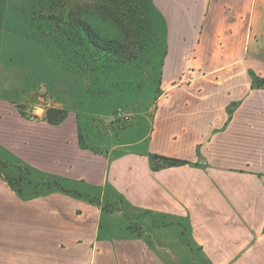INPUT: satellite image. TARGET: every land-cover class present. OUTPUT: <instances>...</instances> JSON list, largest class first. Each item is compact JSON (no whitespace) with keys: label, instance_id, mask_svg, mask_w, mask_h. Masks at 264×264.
Listing matches in <instances>:
<instances>
[{"label":"crops","instance_id":"1","mask_svg":"<svg viewBox=\"0 0 264 264\" xmlns=\"http://www.w3.org/2000/svg\"><path fill=\"white\" fill-rule=\"evenodd\" d=\"M141 1L159 80L103 152L0 85V264H264V0Z\"/></svg>","mask_w":264,"mask_h":264},{"label":"trees","instance_id":"2","mask_svg":"<svg viewBox=\"0 0 264 264\" xmlns=\"http://www.w3.org/2000/svg\"><path fill=\"white\" fill-rule=\"evenodd\" d=\"M66 1L70 0H21L19 6L0 8V31L3 30L5 35L27 33V37L33 43L39 44L62 71L86 81L87 96L94 100V104L108 102L105 110L113 106L111 97L114 92L133 91L124 86L125 68H135L137 74L134 78L139 79V72H143L144 65L150 62L152 79L158 82L161 62L160 57L157 60L158 56L151 54L150 47L156 41L148 38L149 33H146L148 28L150 30V25L146 23L148 10L142 7L143 11L137 13L132 9L140 8L137 4L125 5L127 14H131L129 19L133 40H120L112 38V33L102 31V24L88 19L82 12L67 10ZM4 40H0V43ZM150 57H154L152 62ZM67 114L63 110H49L46 121L59 125L66 119ZM80 143L85 145L83 133L80 134ZM153 158L167 167L188 164L187 161L156 155ZM51 178L53 181L47 184L48 187L50 185L58 190L71 192L64 189L59 178Z\"/></svg>","mask_w":264,"mask_h":264},{"label":"rangeland","instance_id":"3","mask_svg":"<svg viewBox=\"0 0 264 264\" xmlns=\"http://www.w3.org/2000/svg\"><path fill=\"white\" fill-rule=\"evenodd\" d=\"M127 4L134 6L137 4L141 9L132 7L137 13L143 11L141 5L144 2L141 0L131 2L126 0H70L66 1V9L80 11L88 19L102 24V31L112 33V38L132 41L131 14H127L124 8ZM2 50L0 85L2 88L10 89L11 93L17 96V101L31 121H40V118L45 117L49 110L66 112L77 110L84 125V143L95 151L103 152L108 145L117 143L120 132L129 128L137 118V115L131 114V121L125 123L117 116L108 119L99 117L98 113L106 109L108 102L107 104L99 102L94 104V100L87 96L86 81L62 71L39 44L33 43L27 37V33L6 35ZM156 59L158 60L159 57ZM150 60L152 62L154 57H150ZM144 69L145 72H139L141 78L135 79L136 69L125 68L123 74L126 84L124 86L129 90H137L138 96H112L113 106L118 104L120 109L134 108L133 100L139 102V100L148 98L144 95L151 91L148 84L153 83L151 82L153 76L151 63L147 62ZM112 107L109 110H112ZM0 172L6 178L16 179L15 169L11 166L6 167L0 163Z\"/></svg>","mask_w":264,"mask_h":264},{"label":"built area","instance_id":"4","mask_svg":"<svg viewBox=\"0 0 264 264\" xmlns=\"http://www.w3.org/2000/svg\"><path fill=\"white\" fill-rule=\"evenodd\" d=\"M116 116L117 117H120L125 123L130 122L131 121V118H132V115L131 114L125 112L122 109H118L117 110Z\"/></svg>","mask_w":264,"mask_h":264}]
</instances>
